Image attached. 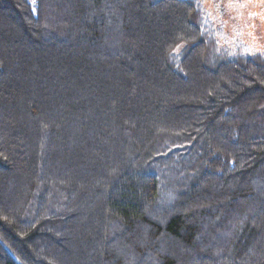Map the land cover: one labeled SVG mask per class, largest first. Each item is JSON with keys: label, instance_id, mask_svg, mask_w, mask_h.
Here are the masks:
<instances>
[{"label": "trees", "instance_id": "obj_1", "mask_svg": "<svg viewBox=\"0 0 264 264\" xmlns=\"http://www.w3.org/2000/svg\"><path fill=\"white\" fill-rule=\"evenodd\" d=\"M219 35L199 0H0V264H264V54Z\"/></svg>", "mask_w": 264, "mask_h": 264}, {"label": "rangeland", "instance_id": "obj_2", "mask_svg": "<svg viewBox=\"0 0 264 264\" xmlns=\"http://www.w3.org/2000/svg\"><path fill=\"white\" fill-rule=\"evenodd\" d=\"M199 1L220 31L218 49L229 50L231 58L264 54V0Z\"/></svg>", "mask_w": 264, "mask_h": 264}]
</instances>
